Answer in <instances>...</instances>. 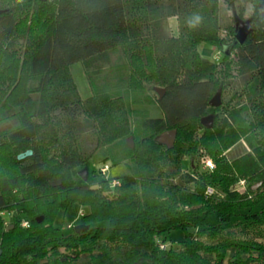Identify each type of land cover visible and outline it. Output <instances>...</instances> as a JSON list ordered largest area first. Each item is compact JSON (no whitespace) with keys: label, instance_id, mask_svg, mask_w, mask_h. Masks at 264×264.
Masks as SVG:
<instances>
[{"label":"trees","instance_id":"obj_1","mask_svg":"<svg viewBox=\"0 0 264 264\" xmlns=\"http://www.w3.org/2000/svg\"><path fill=\"white\" fill-rule=\"evenodd\" d=\"M233 1H28L52 13L26 54L32 85L16 103L2 92L0 75V119L16 120L0 141L16 150L17 164L15 174L0 177V264H80L83 257L85 264H264V9L261 0H240L251 5L252 32L239 44L221 14V3ZM2 10L0 62L32 37L18 31L11 6L0 3ZM169 18L176 33L165 27ZM200 43L222 62L203 58ZM116 53L117 82L97 83ZM79 61L92 91L84 101L69 71ZM218 89L229 98L211 108ZM144 102L162 116L143 114L136 107ZM210 112L213 126L205 129L200 121ZM170 130L176 139L168 149L156 138ZM238 141L251 152L230 161L225 152ZM101 147L113 164L128 160L130 173L114 186L107 178L79 182L73 170ZM202 152L213 169L184 173L183 159ZM240 180L247 188H235ZM75 204L87 208L88 228L65 233L55 218ZM6 214L14 225L4 224ZM174 231L183 233L178 243L168 242Z\"/></svg>","mask_w":264,"mask_h":264},{"label":"rangeland","instance_id":"obj_2","mask_svg":"<svg viewBox=\"0 0 264 264\" xmlns=\"http://www.w3.org/2000/svg\"><path fill=\"white\" fill-rule=\"evenodd\" d=\"M28 1L29 0H0L2 6H11L14 9V12H16V16L18 17L19 21H22L18 25V31L21 28L20 33L24 32L22 36L27 33H29V35H32V37H29L30 40L24 38V42L21 47L20 44L17 42L15 46L10 49H7L3 60H1L0 62V75H2V78H7L6 81L2 80L4 83H2L3 86H1L2 92L8 95V99L12 102V104L16 103V100L20 99L18 97L22 92V89H24L25 87H30L32 85L31 82L26 81V54L32 47V44H34L33 39H35L44 30L43 28H45V26L48 24L49 19L51 17L50 13H52V8H50V5L45 8H41L36 4L34 5L32 3H29ZM25 3L29 5L27 6ZM227 6L228 4L223 2L221 3V14L228 18L227 20H229L233 24V26L234 13H236L241 19H250L252 9L250 8L251 5L249 2L236 0L232 2L230 8H228ZM240 11L242 14L239 13ZM37 24H39L41 27H38ZM165 27L169 33H176L178 31V22L175 18H169L166 21ZM24 44H28V47H26L25 50L23 49ZM198 51L203 58L211 62L217 61L218 51L214 47L206 43H200L198 45ZM118 54H110V62L100 67V74L95 79L97 83L105 86H111L112 84L117 82L118 73L115 70L112 71V69L113 65L116 62H119L120 58ZM219 58L220 60L216 62L217 64L222 62L223 56L220 55ZM69 71L77 87L81 100H86L92 94V91L83 64L80 61L74 62L69 66ZM228 98L229 96L227 93L221 94V101L224 102ZM136 108H139L141 111H143V114L149 117L162 116L160 108L155 103L149 104L144 102ZM52 113H56L60 116L58 110ZM209 115H212V112H210ZM15 126V117H7L0 119V140L3 138L2 135L4 133L8 132ZM129 138L132 146L128 145ZM125 143L130 148H133L135 146V140L132 136L127 137L125 139ZM114 151V149L110 150L112 154L114 153ZM248 152H251V148L245 142L238 141L235 145H233L229 150L225 152V156L228 160L231 161ZM202 154L203 156L196 160L184 158L182 161V171L184 173H189L194 176L197 174L198 171L203 169V166L208 167L209 169H213L214 164L212 162L211 157L203 152ZM14 155H16V150H14L9 144H5L0 141V177L2 175H7L8 173H16L17 164L16 161H14L16 160V156L14 158ZM107 155H109L107 147H101L95 150L91 158L84 165L80 166L79 168L77 167L73 170L72 173L74 178L78 179V181L81 183H85L90 186H96L97 182L102 178L115 180L120 176L127 175L130 173L128 160L122 161L118 164H113L111 162V159H106ZM51 158L52 155L48 156V159H46V161L49 165H54V162ZM191 164H193V167H191ZM104 166H107L108 170L103 176L99 173V170L101 167ZM83 170L87 173L86 179H83V177L79 176V173ZM240 181H243L244 187L247 188V183L244 180ZM240 181L235 185V188H238L239 185L243 186L240 184ZM257 187L258 185H255V189ZM210 192L211 190H208V193ZM86 209L87 208L83 205L75 204L73 207H69L65 211H60L55 218L54 225L57 227H62L63 231L65 233H68L70 227L74 228L75 226L82 224L81 213L86 212ZM3 218L5 225H14L13 221L9 219L8 214L4 215ZM182 239L183 233L181 231H174L169 235L168 242H170V240H173L175 243H178V241ZM174 247L177 249L179 248V246L176 244L174 245ZM86 260L87 259L83 257L80 261V264H85Z\"/></svg>","mask_w":264,"mask_h":264},{"label":"water","instance_id":"obj_3","mask_svg":"<svg viewBox=\"0 0 264 264\" xmlns=\"http://www.w3.org/2000/svg\"><path fill=\"white\" fill-rule=\"evenodd\" d=\"M40 1H45V0H40ZM259 7H260V9H264V0H262L259 3ZM2 12H6V10L0 11V13H2ZM233 22H234V28H235V42L242 44L247 40V38L249 37V35L252 32L251 20L250 19H246V20L241 19L236 13H234L233 14ZM228 52L229 51H226V53H228ZM156 92H157L159 98H161L164 90L157 88ZM209 105L213 108L219 107L221 105V90L220 89H218L217 92L213 95V97L209 101ZM213 121H214V115H207V116L203 117L200 122H201V125L205 129H211L213 126ZM175 139H176V131L170 130V131H167V132L159 135L156 138V142L158 144L164 145L166 148L170 149L173 146ZM128 145L132 146V144L130 143V138L128 140ZM28 154H30V153H28ZM21 157L22 156L20 155L18 158H21ZM79 176L83 177V179H86L87 178L86 171H84V170L81 171L79 173ZM60 183H61L60 180H54V181L50 182L51 186H58V185H60ZM253 188H255V186ZM37 221L41 222L42 217L39 218ZM87 228H88L87 225L81 224V225L75 226L73 229H74L75 233H79V232L86 230ZM0 253H1V250H0Z\"/></svg>","mask_w":264,"mask_h":264},{"label":"built area","instance_id":"obj_4","mask_svg":"<svg viewBox=\"0 0 264 264\" xmlns=\"http://www.w3.org/2000/svg\"><path fill=\"white\" fill-rule=\"evenodd\" d=\"M211 167H212V166H211ZM107 170H108V167H107V166H104V167H101V168H100V172H101L102 175H105V173L107 172ZM117 183H118V182H117L116 180H112L110 184H111V186H114V185H116ZM240 184L243 185V186H240V185H239L238 188H239V189H243V188H244V183H243V181H240ZM81 216H82V213H81Z\"/></svg>","mask_w":264,"mask_h":264},{"label":"flooded vegetation","instance_id":"obj_5","mask_svg":"<svg viewBox=\"0 0 264 264\" xmlns=\"http://www.w3.org/2000/svg\"><path fill=\"white\" fill-rule=\"evenodd\" d=\"M71 228V227H70Z\"/></svg>","mask_w":264,"mask_h":264}]
</instances>
